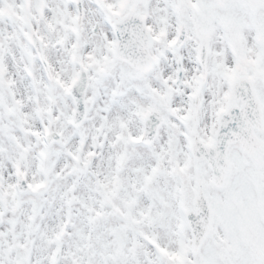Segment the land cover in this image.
<instances>
[{"label": "snow or ice", "instance_id": "snow-or-ice-1", "mask_svg": "<svg viewBox=\"0 0 264 264\" xmlns=\"http://www.w3.org/2000/svg\"><path fill=\"white\" fill-rule=\"evenodd\" d=\"M0 264H264V0H0Z\"/></svg>", "mask_w": 264, "mask_h": 264}]
</instances>
